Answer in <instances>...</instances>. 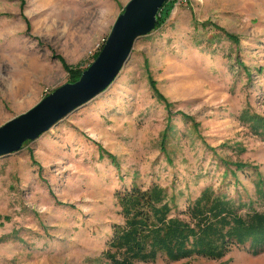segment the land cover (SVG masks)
I'll return each mask as SVG.
<instances>
[{
  "label": "rangeland",
  "instance_id": "1",
  "mask_svg": "<svg viewBox=\"0 0 264 264\" xmlns=\"http://www.w3.org/2000/svg\"><path fill=\"white\" fill-rule=\"evenodd\" d=\"M128 1L0 0V125L76 81ZM171 1L106 89L0 156V264H110L114 193L133 184L165 187L174 213L206 185L255 199L264 141L238 116H264V0ZM135 264H264V251Z\"/></svg>",
  "mask_w": 264,
  "mask_h": 264
},
{
  "label": "trees",
  "instance_id": "2",
  "mask_svg": "<svg viewBox=\"0 0 264 264\" xmlns=\"http://www.w3.org/2000/svg\"><path fill=\"white\" fill-rule=\"evenodd\" d=\"M172 5L171 0L163 3L156 27ZM238 118L264 141V116L243 109ZM107 155L114 160L111 154ZM254 195V200H235L206 185L187 201L184 209L174 213L165 187L157 183L147 187L133 184L117 190L114 197L122 220L111 224L103 255L110 264H135L158 257L170 261L192 256L219 259L233 246L259 254L264 251L262 179L255 182Z\"/></svg>",
  "mask_w": 264,
  "mask_h": 264
},
{
  "label": "water",
  "instance_id": "3",
  "mask_svg": "<svg viewBox=\"0 0 264 264\" xmlns=\"http://www.w3.org/2000/svg\"><path fill=\"white\" fill-rule=\"evenodd\" d=\"M166 0H129L115 19L94 60L74 82L55 88L27 111L0 125V156L34 140L70 111L89 101L113 81L128 59L134 41L151 32Z\"/></svg>",
  "mask_w": 264,
  "mask_h": 264
}]
</instances>
